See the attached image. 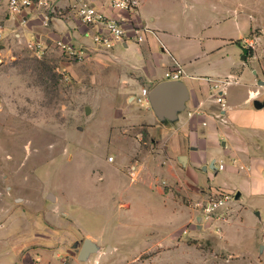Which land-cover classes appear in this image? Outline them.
Returning a JSON list of instances; mask_svg holds the SVG:
<instances>
[{
    "label": "rangeland",
    "instance_id": "374dc122",
    "mask_svg": "<svg viewBox=\"0 0 264 264\" xmlns=\"http://www.w3.org/2000/svg\"><path fill=\"white\" fill-rule=\"evenodd\" d=\"M154 3L168 22L196 11L212 18L214 5L239 7L264 35V0ZM8 45L0 54L2 264L10 257L16 264H264V196L246 199V221L243 207L230 214L229 237L210 227L185 232L198 215L194 199L164 178L153 183L154 163L144 160L151 134L124 120L136 97L106 94L120 86L121 70L105 68V58L94 66L93 51L77 61L57 44L37 51L16 38ZM86 238L96 251L79 259Z\"/></svg>",
    "mask_w": 264,
    "mask_h": 264
},
{
    "label": "crops",
    "instance_id": "0c3cea01",
    "mask_svg": "<svg viewBox=\"0 0 264 264\" xmlns=\"http://www.w3.org/2000/svg\"><path fill=\"white\" fill-rule=\"evenodd\" d=\"M87 1L120 20L125 28L147 24L158 37L146 35L140 43L129 37L103 51L92 42V29L75 13L77 0H56L48 24L38 8L22 14L11 13L8 0H0V25L4 27L0 52H6L9 41L16 38L22 42H41L44 47L62 40L93 51L94 66L105 58L110 62L102 61L103 66L110 63L121 70L120 86L107 90L106 94L130 92L137 97L143 88L151 90L164 81L178 89L175 103L166 109L132 98L134 106L124 111V120L130 125H142L151 134L152 150L146 151L144 160L151 157L154 163V170L149 171L153 183L164 178L193 201L207 199L217 190L234 196L220 210L224 218L201 221L195 209L196 222L185 229L188 232L196 228L201 232L210 227L215 233L223 232L229 237L230 214L243 207L240 214L243 212L246 221V199L264 196V35L252 30L248 15L239 7L232 10L214 5L212 18L209 13L196 11L190 20L168 22L159 14L156 3L148 4L150 0H141L135 12L111 8V0ZM253 34L257 35L256 43L254 48H248L246 41ZM174 60L185 71L180 79L165 77ZM226 77L232 83L227 87L223 108L212 85L214 80ZM255 101L262 106L256 108ZM193 111L202 113L190 116ZM217 114L221 117H215ZM140 139L136 140L137 150L143 154L145 148L141 149ZM220 164L224 167L219 168ZM221 170L236 176V182L229 183L225 176H220ZM257 216L261 219L260 213L254 214ZM217 228L221 230L218 232ZM4 264H16V259L13 262L10 257Z\"/></svg>",
    "mask_w": 264,
    "mask_h": 264
},
{
    "label": "built area",
    "instance_id": "2783aa9c",
    "mask_svg": "<svg viewBox=\"0 0 264 264\" xmlns=\"http://www.w3.org/2000/svg\"><path fill=\"white\" fill-rule=\"evenodd\" d=\"M56 0H8V6L11 13L22 14L25 10L38 8L44 18L45 24L50 21V14L53 12V4ZM109 6L114 9H119L127 12H135L140 7V0H111ZM75 13L80 20L92 29V42L96 47L103 51H108L115 44L134 37L135 41L140 43L145 40L146 35L158 37L157 32L147 24L132 26L125 28L120 20L109 16L105 10L90 3L87 0H77L74 5ZM4 37V27L0 25V40ZM257 35H252L246 41L248 48H254ZM59 49L70 60L83 61L88 57L90 49L86 46H76L68 42L59 40L56 42ZM28 46L33 50L41 51L43 44L41 42H28ZM1 50V47H0ZM1 54V52H0ZM185 74L181 64L174 60V64L165 72V77L168 79H180ZM212 88L216 100L225 106V95L227 87L232 83L229 77L218 78L213 81ZM150 89L143 88L141 93L135 98L138 103L149 102ZM202 112H190V116L201 114ZM215 117H221L219 114ZM222 120L223 117H222ZM206 124V122H203ZM224 164H220L219 168H223ZM135 169V168H134ZM234 196L221 190L212 191L207 199L197 200L190 203L191 207L198 210L200 220L211 222L214 219L224 218V213L220 210L226 208ZM221 229L217 228L219 232ZM187 232V230H185Z\"/></svg>",
    "mask_w": 264,
    "mask_h": 264
},
{
    "label": "water",
    "instance_id": "95a60500",
    "mask_svg": "<svg viewBox=\"0 0 264 264\" xmlns=\"http://www.w3.org/2000/svg\"><path fill=\"white\" fill-rule=\"evenodd\" d=\"M179 93V90L172 88L169 82H160L150 90L149 101L152 102V104L158 109H166L175 103V99ZM254 106L256 108H260L262 104L258 101H255ZM78 244L79 242H75L73 247L76 248ZM95 251V243L91 239L86 238L82 243L78 258L85 259L90 253Z\"/></svg>",
    "mask_w": 264,
    "mask_h": 264
}]
</instances>
